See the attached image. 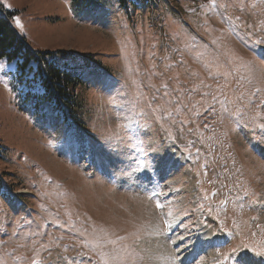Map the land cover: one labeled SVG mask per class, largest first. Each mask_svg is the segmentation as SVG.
I'll use <instances>...</instances> for the list:
<instances>
[{"label":"rangeland","instance_id":"1","mask_svg":"<svg viewBox=\"0 0 264 264\" xmlns=\"http://www.w3.org/2000/svg\"><path fill=\"white\" fill-rule=\"evenodd\" d=\"M149 1L0 0V264H264V0Z\"/></svg>","mask_w":264,"mask_h":264},{"label":"trees","instance_id":"2","mask_svg":"<svg viewBox=\"0 0 264 264\" xmlns=\"http://www.w3.org/2000/svg\"><path fill=\"white\" fill-rule=\"evenodd\" d=\"M80 4L85 5L89 0H77ZM101 1V0H97ZM155 1V0H154ZM116 2L121 7H126L129 3L132 8L137 9L140 3L147 4L151 1L149 0H116ZM33 52L24 38L16 31L14 26L11 24V19L9 14L5 12L4 8L0 6V58L14 59L21 56L25 57V62L27 63L30 56H33ZM35 59L37 57L34 55ZM33 63L30 62V65ZM48 69L47 73L41 81L47 89L45 99H50L54 103L56 109H60V115L65 114V118H68L71 122L78 121L79 119L75 116L73 107L76 106V101L70 97V89L74 91L80 79L78 77H71L68 74L67 69H61L55 63H47ZM32 67H35L33 65ZM71 85V88H70ZM67 104V106L63 105ZM62 104L63 107L58 106ZM67 114V115H66ZM4 146L0 143V157H3Z\"/></svg>","mask_w":264,"mask_h":264},{"label":"snow or ice","instance_id":"3","mask_svg":"<svg viewBox=\"0 0 264 264\" xmlns=\"http://www.w3.org/2000/svg\"><path fill=\"white\" fill-rule=\"evenodd\" d=\"M15 23L17 26H19L22 30L23 26L20 24V20L19 18H15ZM262 130H264V127H262ZM158 207H160V205H157ZM207 227H210V225H206ZM169 230H171V226H169ZM187 230V229H186ZM169 239H171V237L169 236L168 237ZM180 241H182L185 245H188V241L191 239V237H184V236H181L178 238ZM173 243H175V241H173ZM179 247V246H177ZM235 258V264H248V261L244 258V256L241 254V255H236V249H233L232 250V254L227 257L229 259L231 258ZM179 264H182V261L179 262Z\"/></svg>","mask_w":264,"mask_h":264},{"label":"bare ground","instance_id":"4","mask_svg":"<svg viewBox=\"0 0 264 264\" xmlns=\"http://www.w3.org/2000/svg\"><path fill=\"white\" fill-rule=\"evenodd\" d=\"M198 243V242H197ZM188 258L191 259V255H188L184 260H187ZM192 260V259H191Z\"/></svg>","mask_w":264,"mask_h":264}]
</instances>
